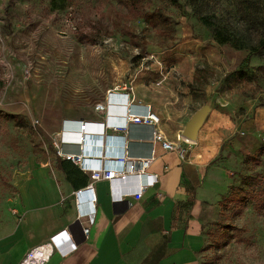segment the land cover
I'll return each instance as SVG.
<instances>
[{
    "label": "rangeland",
    "instance_id": "1",
    "mask_svg": "<svg viewBox=\"0 0 264 264\" xmlns=\"http://www.w3.org/2000/svg\"><path fill=\"white\" fill-rule=\"evenodd\" d=\"M180 2L145 0L162 12L151 25L122 0H0V231L18 220L23 172L57 163L62 113L100 112L110 88L132 85L173 133L208 108L206 123L242 143L243 162L226 168L230 187L249 175L264 183V0ZM201 264H264V208L220 212Z\"/></svg>",
    "mask_w": 264,
    "mask_h": 264
},
{
    "label": "crops",
    "instance_id": "2",
    "mask_svg": "<svg viewBox=\"0 0 264 264\" xmlns=\"http://www.w3.org/2000/svg\"><path fill=\"white\" fill-rule=\"evenodd\" d=\"M133 90L132 85L128 90L108 89L99 104L108 101L110 111L77 116L62 113L55 134L61 138L64 124H74L68 131L77 132L76 121L96 124L111 118L118 122L124 113L121 103L130 97L135 103L151 106L162 120L159 129L170 140H176L183 131L166 130L162 123L169 119L163 118L151 101L137 98ZM111 93L115 101L111 100ZM206 122L185 159L176 151H164L156 145L150 173L160 179L139 198L114 200L122 191H136L137 183L133 181L114 183V192L106 181L95 183V204L91 192H83V209L92 208L84 217H80L75 195L91 183L90 175L60 157L53 164L39 159L48 165L46 169L31 163L15 183L18 220L10 224L9 232L0 231V264H20L33 250L50 247L46 264H201V254L210 244L211 229L220 217V204L230 190L226 168L244 158L241 142L226 141L220 126ZM128 128L129 132L124 133L125 149L130 155L147 156L148 129L138 125ZM87 134L83 149L91 153L100 150L101 133ZM119 147L117 143L109 146L104 140L101 150L108 156ZM98 163L86 161L88 165ZM85 227L90 229L88 237L83 233ZM55 241L60 247L56 246L57 250L52 246ZM71 241L76 251L63 256L62 251L72 249Z\"/></svg>",
    "mask_w": 264,
    "mask_h": 264
},
{
    "label": "built area",
    "instance_id": "3",
    "mask_svg": "<svg viewBox=\"0 0 264 264\" xmlns=\"http://www.w3.org/2000/svg\"><path fill=\"white\" fill-rule=\"evenodd\" d=\"M115 98L113 93H111V100L113 99L115 101ZM120 100L123 101V99ZM135 101L134 98L130 99V97H127L126 100L121 103V107H124V113L121 120L118 122H112L111 118V121L109 120L106 123L96 124L76 121L79 123L76 129L77 132L68 131L72 130L74 124H64L61 138L60 134H56L54 137L53 147L56 150L57 156L74 163L80 167L82 171L90 175L91 183L86 189L78 191L75 195L78 202L80 217H84V215L92 212V208L89 210L83 209L80 198L83 192H91V195H93L92 203L95 204L97 200L94 188L95 183L106 181L111 185L112 192H114V183H126L128 181L136 182V191H122L119 195L114 196V200L118 201L130 196L139 198L145 191L156 185L160 179L159 175L150 173L151 165L156 159V145H160L161 149L164 151L178 152L182 159L186 158L190 147L193 145V140L182 134L178 135L176 140H170L159 129L162 120L159 115L154 112L152 107L143 105L140 102L135 103ZM97 108L101 112L107 111V109L110 111V103L107 101L105 104H98ZM33 123L37 125L39 121L35 120ZM129 125H138L141 128L148 129L150 139L147 156L130 155V151L125 149L124 145L127 135H124V133L129 132ZM91 131L98 132L99 134L101 133L100 139H102L103 142L100 150H96L94 153L86 152L83 149V144H85V139L88 135L87 133ZM104 140H106L109 146H111V144H119V149L107 153L108 156H104V151L101 150L104 148ZM73 147H79L80 150L76 152ZM88 159L99 162L98 166L86 164ZM83 233L88 237L90 229L85 227ZM52 244L55 250L60 248L56 241ZM71 244L73 246L72 249L62 251L63 256L71 255L76 251L75 244L72 243V241ZM56 246L58 248H56ZM51 250L52 247L44 250L40 248L35 249L29 253L20 264H46L48 254Z\"/></svg>",
    "mask_w": 264,
    "mask_h": 264
},
{
    "label": "trees",
    "instance_id": "4",
    "mask_svg": "<svg viewBox=\"0 0 264 264\" xmlns=\"http://www.w3.org/2000/svg\"><path fill=\"white\" fill-rule=\"evenodd\" d=\"M125 2L129 14L135 19L144 18L149 24H157L156 22L162 20V12L160 9H155L153 12L147 10V5H144L145 0H122ZM169 4L173 7L180 9L182 7L180 0H169ZM221 34V33H220ZM221 38V42L226 44L228 47H233L230 39L224 35ZM264 46V45H262ZM234 48V47H233ZM232 48V49H233ZM264 70V69H260ZM235 75L243 80L246 78V73L243 71H235ZM2 112V111H0ZM0 113V117H1ZM10 116V115H6ZM5 116V117H6ZM13 118V116H11ZM262 149L259 154H263ZM264 183L261 177L246 176L241 185H232L230 187V194L227 195L221 202V213H225V209L233 205L236 209V215L241 214L249 205H253L255 209L264 208Z\"/></svg>",
    "mask_w": 264,
    "mask_h": 264
},
{
    "label": "water",
    "instance_id": "5",
    "mask_svg": "<svg viewBox=\"0 0 264 264\" xmlns=\"http://www.w3.org/2000/svg\"><path fill=\"white\" fill-rule=\"evenodd\" d=\"M207 118L208 108H204L188 122L186 128L181 134L194 141L197 137L198 131L203 126Z\"/></svg>",
    "mask_w": 264,
    "mask_h": 264
},
{
    "label": "bare ground",
    "instance_id": "6",
    "mask_svg": "<svg viewBox=\"0 0 264 264\" xmlns=\"http://www.w3.org/2000/svg\"><path fill=\"white\" fill-rule=\"evenodd\" d=\"M38 164H39L40 168H42V169H46L48 167V165L45 162H43L42 160H39Z\"/></svg>",
    "mask_w": 264,
    "mask_h": 264
}]
</instances>
